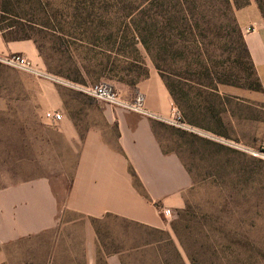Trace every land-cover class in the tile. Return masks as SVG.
I'll return each mask as SVG.
<instances>
[{
  "label": "rangeland",
  "instance_id": "1",
  "mask_svg": "<svg viewBox=\"0 0 264 264\" xmlns=\"http://www.w3.org/2000/svg\"><path fill=\"white\" fill-rule=\"evenodd\" d=\"M4 2L0 0V10ZM19 2L13 8L19 18L11 17L8 23L34 28L29 33L38 55L30 61L45 76L0 64V161L15 165L18 175L26 179L52 177L56 192L66 196L75 158L64 156L66 150L55 129L43 121L46 110L42 96L49 87L62 88L69 105L78 110L81 100L94 99L73 86L115 84L102 75L106 61L90 59L82 43L103 39L124 25L140 37L128 53L113 55L125 70L122 73L139 80L150 69L156 70L175 84L179 95L189 94L185 105L197 99L202 90L203 98L208 97L221 114L223 124L218 127L213 121L199 119L221 135L191 126L184 109L177 105L191 129L169 126L159 131V137L166 151L180 156L193 179L185 205L162 217L161 229L115 216L94 221L100 243L98 264L104 262V254L116 253L123 254L125 264H182L174 247L185 264H264V157L251 154L264 145V101L258 92L247 89L249 71L234 23L236 9L229 10L225 0L173 1L163 8L144 0ZM119 2L131 11L120 12ZM109 4H115L110 13L101 12ZM90 10L101 13L88 18L85 12ZM207 69L221 80H238L243 87L208 81ZM115 89L123 98L119 87ZM62 218L66 222L77 219L71 214ZM173 224L189 255L182 249ZM73 232L54 231L8 245L5 264L46 262L57 241L81 245L72 238Z\"/></svg>",
  "mask_w": 264,
  "mask_h": 264
},
{
  "label": "crops",
  "instance_id": "2",
  "mask_svg": "<svg viewBox=\"0 0 264 264\" xmlns=\"http://www.w3.org/2000/svg\"><path fill=\"white\" fill-rule=\"evenodd\" d=\"M235 17L264 88V20L260 10L250 0L247 7L236 9ZM14 54L35 60L38 51L32 40L6 42L0 33V57ZM111 83L123 92L124 100L143 94L145 108L154 117L84 97L77 110L62 95V88L49 87L42 96L43 108L63 115L53 128L66 150L64 156L75 158L69 190L60 197L52 177L26 179L18 175L15 165L0 161V264L7 261L6 246L70 229L81 245L57 241L49 259L41 264H98L100 243L94 221L115 216L161 229L165 211L184 207L193 179L180 156L166 151L159 137V131L169 127L164 120L171 118L174 105L164 81L150 69L134 87ZM259 94L264 101V89ZM43 121L46 123L44 116ZM136 179L141 189L136 187ZM64 214L77 219L62 221ZM103 259L106 264H125L122 253L104 254Z\"/></svg>",
  "mask_w": 264,
  "mask_h": 264
},
{
  "label": "trees",
  "instance_id": "3",
  "mask_svg": "<svg viewBox=\"0 0 264 264\" xmlns=\"http://www.w3.org/2000/svg\"><path fill=\"white\" fill-rule=\"evenodd\" d=\"M144 1L146 2V4H150V5L155 6V7L163 8L168 3H173V1H182V0H144ZM254 1L257 4V6L260 10V13L262 15V18L264 20V0H254ZM225 3H226V7L229 10L235 11V9H241V8L247 7L250 4V0H225ZM16 4L17 5L20 4L19 0H5L4 6L2 7V10H0V13L3 14L0 16V33H2L6 42L32 40L36 44V42L33 40L32 36L29 33L30 30L31 31L34 30V28L32 26L30 28V27L21 25L20 28H16L17 23H8V22H10L11 17L19 18V14L16 15L15 11L13 9L16 6ZM114 5L115 4H109L101 12H105L106 14L110 13V9H112V7ZM118 5L121 7L120 12L131 11V9L128 8L127 6L125 7L123 5V3L119 2ZM101 12H96L94 10H90V11H87L85 13L88 15V18H92L94 16L99 15V13H101ZM12 13H14V14H12ZM81 13H83V12H81ZM117 14H118V12H117ZM129 14L132 15V13H129ZM234 21H235L234 22L235 25L237 26V30L239 33L240 42H241L243 52L245 54V57L247 58V68H248L247 71H249V76L247 77V78H249L248 79L249 84L247 86V89L258 92V93H262L263 89H264L263 85L260 82L259 77L257 75V72L255 69L254 63L251 59L248 47L244 41L243 34H242L238 24H237V21L236 20H234ZM31 24L34 27L38 26V24L33 23V22ZM101 24H102V26H104L103 22H101ZM25 27L28 28L29 30H27ZM130 31H132V30H130ZM130 31L127 27H125L123 25V27L118 28L114 32L112 30L109 33L107 32L108 34H106V36H104L103 39L95 38L94 40H90L89 42H87V44L84 45L83 48H85L88 51V53H86V54L89 58L91 57L90 59L99 58V59H103L101 61H106L105 64H102V65H104L103 66V73H102L103 76H105V77L107 76V78L109 80H111L112 82L115 81V82H119V83H124L126 85L131 86V87H134L135 85H137L139 83V81L146 78L148 76L149 72L144 74L139 80H135V79H131V78L129 79L128 74L122 73L125 70H121V67L118 66L115 59L112 58L113 55L126 54V53H128L127 51L129 48H135L138 45V42H139L138 39L140 36H138V34L136 32H130ZM83 32H84V34H87L86 30H84ZM93 33H97V32L93 31ZM95 35H98V33ZM82 41L86 42L88 40H82ZM126 71L129 72V70H126ZM159 75L162 78V80L164 81L166 87L168 88L174 104L176 106L178 105L180 108L184 109L183 111H184L186 119L188 121V122L187 121L186 122L189 125L195 126V127H200L202 129L212 131L218 135H221V131H218V130L216 131V129L210 127L209 125H203L199 120L202 118V120L207 119L209 122L213 121L214 123H216L218 125V127H221L223 124L222 119L220 117L221 114L219 113V111L214 106L213 102L208 97L204 96V98H203L204 92L202 90H199L200 92L197 96V99L196 98L192 99V100L190 99L189 101L191 102V104L185 105V100H186V98H189V94L181 91V92H183L184 96L179 95V92H178L175 84H173V82L168 80L163 74H159ZM205 76H206L205 79H207L208 81H210V80L212 82H214V81L220 82L221 81L223 83L226 82L232 86H238V87L242 86L238 82V80L232 81V82H227V80H221L220 78H218V76H216V74H214L209 69H207ZM250 80H251V82H250ZM198 84L206 87L203 84V82H199ZM178 106H177V108H178ZM187 110H188V112H187ZM179 111H180V109H179ZM182 116H183V114H182ZM184 120H185V118H184ZM133 175H134V177H136V175L134 173H133ZM135 182H136L135 183L136 187L138 189H141V185L137 179ZM172 227H173V230L175 231L176 235L179 238L182 249L184 250V252L187 255H189L188 254L189 253L188 248L184 244L181 236L179 235V232L177 230V226L175 224H173ZM174 250H175L176 254L178 255V257L180 258L182 264H185V262L183 261V258L181 256L179 250L177 249V247H174ZM102 264H106V262H103ZM192 264H194V263H192Z\"/></svg>",
  "mask_w": 264,
  "mask_h": 264
},
{
  "label": "built area",
  "instance_id": "4",
  "mask_svg": "<svg viewBox=\"0 0 264 264\" xmlns=\"http://www.w3.org/2000/svg\"><path fill=\"white\" fill-rule=\"evenodd\" d=\"M0 63L14 69L21 70L28 74L34 75L36 77H43L45 73L40 69L36 68L32 62L25 56L14 54L7 57H0ZM73 89L87 97H90L96 101L105 103L107 105L122 108L127 111H132L139 113L144 116L154 117L147 112L145 108V97L143 94H137L132 100H124L122 96L118 93L115 87L110 83H100L96 85H76L73 86ZM45 121L52 127H57L63 119V115L54 112L47 111L44 113ZM166 124L181 130H190L191 127L185 122L181 112L177 106H172V116L168 120H164ZM234 147L239 148L238 145ZM251 154L254 156L264 157V145L261 150L257 153L251 151ZM170 211H165L164 216H170Z\"/></svg>",
  "mask_w": 264,
  "mask_h": 264
}]
</instances>
